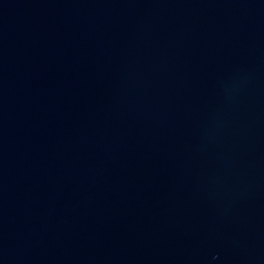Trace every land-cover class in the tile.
I'll use <instances>...</instances> for the list:
<instances>
[{"label":"water","instance_id":"1","mask_svg":"<svg viewBox=\"0 0 264 264\" xmlns=\"http://www.w3.org/2000/svg\"><path fill=\"white\" fill-rule=\"evenodd\" d=\"M0 264H264V0H0Z\"/></svg>","mask_w":264,"mask_h":264}]
</instances>
